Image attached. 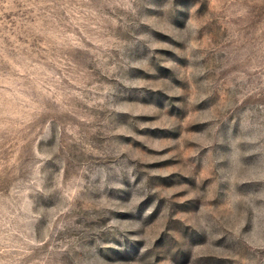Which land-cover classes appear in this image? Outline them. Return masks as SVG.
I'll return each mask as SVG.
<instances>
[{
	"label": "rangeland",
	"instance_id": "obj_1",
	"mask_svg": "<svg viewBox=\"0 0 264 264\" xmlns=\"http://www.w3.org/2000/svg\"><path fill=\"white\" fill-rule=\"evenodd\" d=\"M0 264H264V0H0Z\"/></svg>",
	"mask_w": 264,
	"mask_h": 264
}]
</instances>
